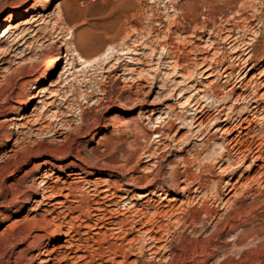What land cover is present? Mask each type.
Segmentation results:
<instances>
[{"label": "rangeland", "instance_id": "1", "mask_svg": "<svg viewBox=\"0 0 264 264\" xmlns=\"http://www.w3.org/2000/svg\"><path fill=\"white\" fill-rule=\"evenodd\" d=\"M205 1L211 4L208 10L201 0H0V264H98L100 257L111 258L108 244L121 243L124 250L132 244L137 247L135 242L128 243L137 234L135 231L122 239L123 233L117 235L101 224L94 225L95 216L80 215L81 209H88L85 202L71 203L72 197L63 194L71 189L72 194L87 195L93 192L89 190L92 182L99 190L107 180L115 183L111 202L125 196L122 207L131 202L130 198L136 202L137 189L128 185L131 176L158 174L153 187L168 184L169 172L182 156L190 158L193 150L201 152L199 158L213 153L224 142L227 132L223 129L228 125L216 130L224 124L216 121L204 127L203 137H195L199 127H194L196 123L190 119L193 110H188V102L225 79L217 77L219 67L206 72L199 64L235 55L234 46L241 39L252 43L253 61L246 62L247 55L237 52L241 63L233 72V80L239 79L236 86L250 83L244 92L257 93L264 102V60L258 62L264 53V0H243L252 6L240 11L246 19L240 20L239 41L225 44L223 49L216 31L224 25L231 26L227 19L235 16L239 4L230 0ZM172 6L175 11H170ZM191 6L199 12H210L209 26L214 28L208 39L211 44L205 43L208 35L199 28L192 35L185 33L183 41L168 33V27L170 31L175 29L171 25L173 18L186 26L179 12ZM251 17L258 19L249 20ZM202 20L201 14L197 15V21ZM189 25L192 23L188 28ZM166 33L167 38L163 37ZM163 39L166 48L174 45L175 54L187 57V62L179 61L184 70L166 65L165 48L160 47ZM110 46L113 52L102 59V52ZM73 48L82 58L92 61L90 66L81 69ZM57 53L60 62L48 72ZM252 63L257 65L249 70ZM208 73L212 74L204 78ZM229 87L205 102H236L240 107L245 102L236 96L242 92L241 87H236L234 93ZM23 100L30 104L20 108ZM174 114L185 119L173 121V127L167 130L166 121ZM58 118L69 128H60ZM156 124L164 128L159 141L151 131ZM135 126L143 128L148 137L142 138L143 133L137 132ZM95 132L96 137L91 139ZM210 134L215 135V140L206 139ZM9 136L12 139L6 142ZM186 138H190L187 146ZM206 140L209 146L204 145ZM214 142L217 144L212 145ZM146 145L157 152L158 158L144 161L138 160L139 153L132 155L134 147L140 151ZM89 164L94 167H87ZM234 164L222 170L219 163L211 161L212 169L206 173L210 180L221 179L222 184L238 180L233 191L219 194L217 202L187 203L180 191L170 193L176 198L173 201L169 200L172 197L152 196L151 208L175 209L171 220L182 212L184 224L167 225L168 230L158 242L162 246L159 253L149 256L146 250L143 254L133 251L123 261V254L117 252L112 264H131L133 260L135 264H264V189L262 193H236L243 189L245 179L255 174L256 167L251 157L232 173ZM80 165L83 173L68 175ZM195 168L191 166L190 171L198 174ZM43 174L46 177L41 181ZM42 182L48 186L47 194L63 205L43 203L39 190ZM64 206L78 207L71 211ZM114 216L121 218L117 213ZM69 226L87 234L82 235L87 240L82 243L86 247L72 251L66 248L71 235L66 234ZM241 235L242 242L236 243Z\"/></svg>", "mask_w": 264, "mask_h": 264}, {"label": "bare ground", "instance_id": "2", "mask_svg": "<svg viewBox=\"0 0 264 264\" xmlns=\"http://www.w3.org/2000/svg\"><path fill=\"white\" fill-rule=\"evenodd\" d=\"M201 2L203 4V7H205L206 9L207 8L210 9L209 7L211 4L207 3L208 1L206 2L205 0H201ZM230 2L238 3L239 8L236 9V12L234 14L235 16L233 18L227 19V23L231 21L230 22L231 26L229 27L228 25L227 26L224 25L222 28L216 31V35H217L216 37L219 43H221L222 49L224 48L225 44H228V43L234 44L235 42L237 43L238 32H239L238 29L241 28L240 20L242 21V19L243 20L246 19V18L241 17V13L244 10L249 9L250 6H252V4H250L249 2H245L243 0H230ZM175 9L176 8L172 6L170 11H175ZM209 13L203 12V11L202 12L197 11L195 6L185 7V9L183 8L179 12V16L184 21V23H187L186 26L183 24V22H179L176 20V18H173L171 21V25L175 29L173 31H170L168 27V33L175 34L174 37L176 38L177 41H183L185 39V33L189 32L192 35L193 33H196L197 28H199L200 32L208 35L205 41V43H207L209 42L208 40L209 37H211L212 34H214L213 26H209V19H208ZM199 14H201L203 18L202 21H197V15ZM254 19H258V18L251 17L249 20H254ZM190 22L192 23V25L191 26L189 25L190 28H188L187 25L191 24ZM3 35L4 33L2 34V36ZM166 35L167 33L163 37H166ZM164 39H163V44L161 43L160 47L163 49L165 48L164 53L166 54V58H167V61L165 62L166 65L169 66L173 64L172 65L173 69H175V67L178 66L179 69L184 70V64H179V61L182 60L181 63L187 62V57H185V55H183V57H180V55L175 54L174 49L176 46L174 45H170L168 48H166L165 47L166 40ZM208 44H211V43L209 42ZM240 44L242 46L241 47L242 49L236 48L237 46H240ZM125 47L126 48L124 49L126 50L129 49L128 46H125ZM234 47H235L234 48L235 51L233 53H235V55L232 54L228 57L225 55H222L221 58L218 57L216 60H213L212 62L199 64L200 67H204L203 71H206V72L214 71L215 68L219 67V70L215 71V73L217 77L220 76V78H225V79L223 81L218 80L216 83L212 84L209 87L208 92H206L199 98L188 102L189 104L188 110H193L192 115L191 113H189L191 117L190 119L193 120V123H196L194 127H199V131H198L199 133H196L195 137L200 136V135H202L203 137L204 136L203 134L205 133L204 127L208 124H213L216 121H218L219 123H224L223 125H220V128L217 127L216 130L223 129L222 127H224V125L225 126L228 125L227 127L223 129V131L225 130V132H227V136H224L222 139L224 142L219 143L217 148L213 147L214 148L213 153H208L207 155H204L203 157L199 158L201 155V152H199L198 150L192 149L193 152L190 158L182 156L178 163L176 164L174 163V165L172 166L169 172L170 182L168 184H165L162 182L161 185H157V186L155 185L153 187V184L155 183V181L159 179V177L157 176L158 174H155L152 177L148 175L146 176L141 175V177L137 175L136 176L130 175L131 177L128 178L129 179L128 185L132 189H137V193L135 194L136 198H134L136 202H132L133 198H130L131 202L128 201V203L123 204L122 207H120V204L124 201L125 196H118L120 197L119 200L111 202L112 201L111 199H114L113 198L114 193L111 190L114 189L115 183L111 181L107 182V180L103 181L102 188L99 190L96 186V183L92 182L93 187H90L89 190L93 192L88 193L87 195L86 194L84 195L72 194L71 189H68V192L63 194L64 197H72L71 203L72 202H76V203L85 202L86 204L85 207L88 209L87 210L84 209V210H86L87 212H84V210L80 208L82 210L80 215L86 213L87 215L90 214L91 216H95L94 217L96 218L95 222L97 223L94 222V225L101 224L100 227H105L109 231L110 230L116 231L115 234L117 235L123 233L124 235L122 236V239L125 238V235L129 232L132 233L135 231L137 233L135 234L133 238H130L129 242L127 241L129 244L135 242L137 245V247L134 246L135 249L133 247V244L129 245L128 250H127V247L125 246L124 247L126 248V250H124L123 247L121 246V243L118 245L113 244V243L108 244L106 248H108L109 253L111 254V255L109 254L111 258H108L107 256V259L103 260L104 258L102 259L100 257L101 263L99 262L98 264H107V262L109 263L111 262L112 264L114 262L113 255L116 256L117 252H120L123 254V261H126L131 255V252L133 251H136L135 253L138 252L139 254H143L145 253V250H146L147 252L148 251L150 252V254L148 253L149 256L157 254L159 253V250L162 249V246L158 245V242L162 240V236L168 230L167 225L171 222L172 224H176V225L179 223L181 224V222L182 224H184L183 219L185 217H184V213L182 212L180 215H177L174 220H171V216L173 215V213H175L174 211L175 209L170 208L168 210H164L163 208H159L157 206L151 208L149 204L151 201H153L152 196L162 197L165 199L166 197L168 198L172 197V198H169V200L173 201L176 198L175 196H170V193H177L178 191H180L182 195L185 196L184 201H186L187 203H194V202L200 201L202 204H204L209 200H211L212 203L217 202L220 199L219 198L220 193L227 194L233 191L232 189L235 187V183L238 182V180H235L234 182L223 181L224 184H222L221 179L220 180H210L206 176V173L210 172L211 161H213L215 165L219 163L220 164L219 168L222 167L221 168L222 170L227 169V168L229 169V167H231L234 163H236V165L234 164L231 170L233 173L236 167L240 166L241 163L247 161V159L251 157L252 165L253 167H256L255 174L245 179V181L243 182L244 187L242 190H239L238 192H236L235 190V192L238 194L239 193H260L264 189V114H262L264 112V102L262 101L260 97L257 96V93H253V92L245 93L244 92L245 89H247V87L250 85V83L247 82L248 84L245 83L244 85L239 84L238 86H236V83L239 81V79L237 81L233 80L234 78L233 72L235 68L241 63L240 56H237L238 54L236 53L240 52L242 54L247 55L245 61L252 62L253 61L252 43H249L248 41H244L241 39L239 42V45H235ZM113 49L114 48L110 46L105 52H102L101 56L100 55L99 56L101 58L103 57L102 59H107L108 55L113 52ZM152 49L153 48H150L151 51ZM120 51H124V50L120 49ZM73 52H74V55H76L80 60L79 66L81 67V69H84L90 66L92 61L90 60L88 61L82 58V56L79 54L76 48L75 49L73 48ZM133 52L136 53L134 50ZM66 56H67V53L65 57ZM60 58H61L60 54L57 53L53 60L52 67L47 70L48 72L51 71L60 62ZM94 60L97 61V58H95ZM262 60H264V53L258 62ZM256 65L257 63L256 64L252 63L249 66V70L253 69ZM187 69L188 67L185 68V71H187ZM187 73H190V72L188 71ZM211 74L210 73L205 74L204 78L208 77ZM242 77L243 75L240 76V79ZM228 86H230L229 90H231L230 91L231 93L235 92L236 87H241L242 92L238 93L236 96L238 98L245 99V102L242 103L240 107H238V104L236 102H233L230 104H227V102H216L214 105L213 104L208 105L205 102L209 97L217 98L220 90ZM255 86L256 84L253 85V87ZM179 94L180 92H178V95ZM27 104H30V101L23 100L20 108L25 107ZM225 110L226 112H224ZM151 115H153V113L148 114L146 118L150 117ZM52 117H57V115L52 114ZM168 117H169L168 115L165 116L166 119ZM171 119H174V120H171ZM171 119H168V121H166L169 124L168 125L169 127L167 130L173 127V121L175 123V121L178 120L177 122L180 123L185 118L181 114H174V117ZM58 120H61V119L58 118ZM149 121L151 122V118L150 120H148V122ZM157 122L161 123V121H157ZM193 123L190 122V124H193ZM253 123H255L257 128H255L254 125L252 126ZM153 126L154 127L151 130L152 134L154 135L153 137L155 138V140L157 139L156 141H159L161 139V136L164 134L162 130L164 128L160 127L161 126L160 124H156ZM59 127L65 128V127H68V124H66L65 122L63 123V121L61 120ZM135 130L137 132L143 133L142 138L148 137L147 133L143 131V128H139L137 126ZM96 135H97V132L93 134L91 139L96 137ZM214 136L215 135L210 134V136L208 135L206 139L208 140L210 138H213V140H215ZM195 137H192V141ZM11 139L12 137L9 136L6 139V142H9ZM189 139L190 138L185 139V144H184L185 146H187L190 143ZM200 139L201 137L198 138L197 140H200ZM207 140L205 141L204 145L209 146ZM216 144L217 142H214L212 145H216ZM156 148L159 149V145H157ZM141 149L139 151L138 147L136 146L133 148V151H132L133 153L132 155H135V156L137 155V153H139V155H137L138 157L140 156L138 160H140V158H144V161H150L152 158H158V156H156L157 152L150 150L149 146L146 145V147L143 150ZM129 159L131 160V158ZM208 159L210 160V162L206 163V160ZM179 164H181V169H178ZM223 164L224 166H222ZM193 165L196 166L195 169L197 170L198 174L196 172L193 173L192 171H190V167ZM87 167L91 168V167H94V165L89 164ZM83 172L84 170L82 169L80 165L78 170L76 169V171L68 172L69 173L68 175L75 177V176H79ZM45 177L46 176H44V174L41 175V181L45 180ZM44 183L45 182H42L41 186L39 187L41 200H43V203H47V204L49 203L50 205L55 204V206L56 204L63 205L60 201L54 200L53 197H51V195L47 194V192H49L48 186L44 185ZM179 183H183V185L179 186L180 185ZM254 184H256L257 187L255 186L253 187ZM124 190H126V188ZM191 193L193 195H191ZM89 195H91L92 198H90ZM95 197H98V200L95 199ZM89 204H92V207ZM77 207L78 206H74V207L64 206L65 209H69L71 211H75ZM110 207H112V209H110ZM113 207L114 209L115 207L117 208L114 210ZM89 209L98 211V212L88 211ZM116 213L117 215H120L121 218H117V216H114ZM85 218H88V217H85ZM162 220H166V223L162 222ZM192 221L193 220L191 219L190 222ZM33 224L41 226L39 222H33ZM66 234L68 236L71 234L69 236L70 240H67L68 245L66 246V248L69 249V251H72L73 249L78 250L79 247H84V245L86 244V243L84 245L82 244L84 243L83 241L86 240V238L82 237L83 234H86L85 232L80 233L78 232V230H75L73 226H69L67 228ZM60 235L61 234L59 233L56 234V236L58 237ZM243 238H244V235L239 236L236 239V243L242 242ZM118 239H121V238H118ZM144 241H146V244H144L145 243ZM136 262L137 261L133 260L131 264H135Z\"/></svg>", "mask_w": 264, "mask_h": 264}]
</instances>
